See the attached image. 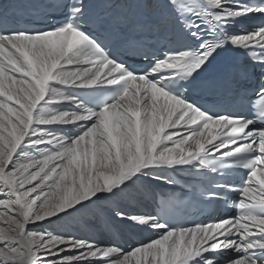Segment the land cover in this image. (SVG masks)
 <instances>
[{"label": "snow or ice", "instance_id": "1", "mask_svg": "<svg viewBox=\"0 0 264 264\" xmlns=\"http://www.w3.org/2000/svg\"><path fill=\"white\" fill-rule=\"evenodd\" d=\"M55 7L31 27L0 0V264H264V0ZM168 173L191 182L159 194L162 214L120 205L174 186ZM171 202L234 214L171 224ZM98 205L154 235L78 238Z\"/></svg>", "mask_w": 264, "mask_h": 264}, {"label": "bare ground", "instance_id": "2", "mask_svg": "<svg viewBox=\"0 0 264 264\" xmlns=\"http://www.w3.org/2000/svg\"><path fill=\"white\" fill-rule=\"evenodd\" d=\"M176 184L174 186H170L164 182H157L152 186V193L156 194L155 197L153 194H142L138 196L136 199H122L120 201V205L124 208L126 212L129 213H152L158 208L156 207V202L159 206L160 201V193H170L175 192L177 195L181 193L183 187L191 182V179L185 173H174ZM137 187H141L137 185ZM166 188V189H164ZM164 189V190H163ZM163 190V191H162ZM156 192V193H155ZM172 202L169 204V206ZM169 206L167 208L169 217ZM160 207V206H159ZM111 205H108V209L103 211V209H99L98 212H93L96 210L94 207L93 210L83 216V218H77L73 222L72 231L78 238L86 239L91 242H94L97 235L104 233L103 241L106 242L108 240L106 237L115 240L118 239V245L121 247L123 244V249L128 250L131 247H134L137 243L141 241H147L150 235H154L153 233L146 231L134 232L135 229H129L125 225H122L123 233L120 236H117L114 228V220L110 215ZM86 223L91 225V228L86 230ZM121 230V229H120ZM119 231V230H118ZM137 231V230H135ZM120 233V231H119ZM135 233V234H133ZM110 243V241H108ZM105 245V244H104Z\"/></svg>", "mask_w": 264, "mask_h": 264}, {"label": "rangeland", "instance_id": "3", "mask_svg": "<svg viewBox=\"0 0 264 264\" xmlns=\"http://www.w3.org/2000/svg\"><path fill=\"white\" fill-rule=\"evenodd\" d=\"M164 189H166V188H164ZM163 189V190H164ZM162 190V191H163ZM156 193V192H155ZM96 208V210L95 211H93L94 213L95 212H98L99 211V209H103V211H106L107 209H108V205H98V206H96L95 207ZM106 209V210H105ZM122 225H124V224H122V223H119V222H114V228H115V232H116V234H117V236H120V235H122V233H123V228H122ZM91 228V225L90 224H88V223H86V230L88 231L89 229ZM121 229V230H120ZM120 231V233H119V231ZM134 232H139L138 230L137 231H135L134 230ZM103 234L104 233H101V234H99V235H97V237H96V239H95V241H94V243H97V244H101V245H107V244H115V245H118L117 243H118V239H116L115 238V240H113V239H110L109 237H106L108 240H106V242H104L103 241V238L105 237V236H103ZM133 234H135V233H133ZM108 241H110V243H108ZM119 246V245H118ZM120 247V246H119ZM121 248H123V244L121 245Z\"/></svg>", "mask_w": 264, "mask_h": 264}]
</instances>
